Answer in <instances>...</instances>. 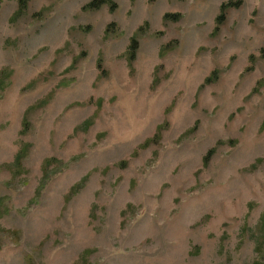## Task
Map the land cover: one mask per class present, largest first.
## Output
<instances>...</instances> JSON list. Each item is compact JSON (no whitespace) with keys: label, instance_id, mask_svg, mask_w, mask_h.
<instances>
[{"label":"rangeland","instance_id":"rangeland-1","mask_svg":"<svg viewBox=\"0 0 264 264\" xmlns=\"http://www.w3.org/2000/svg\"><path fill=\"white\" fill-rule=\"evenodd\" d=\"M91 1L0 0V264H264V0Z\"/></svg>","mask_w":264,"mask_h":264},{"label":"trees","instance_id":"trees-1","mask_svg":"<svg viewBox=\"0 0 264 264\" xmlns=\"http://www.w3.org/2000/svg\"><path fill=\"white\" fill-rule=\"evenodd\" d=\"M104 4L109 5V3H107L104 0H92L89 4L86 5V7L83 10L95 11V10L99 9V7H101ZM230 7H231L230 3L224 4L220 7L219 15L214 20L215 29H217L218 27H220L223 24V19H224L223 15L226 12V10H228ZM109 10L112 12V6H110V5H109ZM170 17L171 16L164 15L163 21L167 22L170 19ZM134 55H135V40H132L131 43L129 44L127 56H126L128 63H132L134 61ZM97 68L98 69L100 68L99 64H97ZM101 74H102V71L100 72V76H101ZM206 82L209 83V80L207 79ZM156 137L157 136L155 135L154 138H156ZM151 143H153V140L151 142H145L144 146H148ZM210 154L211 153L209 152L208 155H210ZM206 158L207 157H205L203 159V165L206 163ZM260 232L262 234V235H260V238H261L260 243L262 245H264V226H262V222H261ZM255 251L257 254H260L258 248H255Z\"/></svg>","mask_w":264,"mask_h":264}]
</instances>
